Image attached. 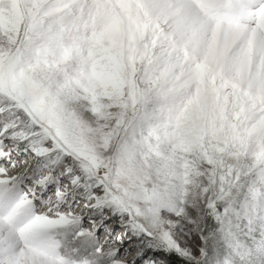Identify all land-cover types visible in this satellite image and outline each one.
Instances as JSON below:
<instances>
[{
    "label": "snow or ice",
    "instance_id": "1",
    "mask_svg": "<svg viewBox=\"0 0 264 264\" xmlns=\"http://www.w3.org/2000/svg\"><path fill=\"white\" fill-rule=\"evenodd\" d=\"M0 264H264V0H0Z\"/></svg>",
    "mask_w": 264,
    "mask_h": 264
},
{
    "label": "rangeland",
    "instance_id": "2",
    "mask_svg": "<svg viewBox=\"0 0 264 264\" xmlns=\"http://www.w3.org/2000/svg\"><path fill=\"white\" fill-rule=\"evenodd\" d=\"M121 231H122V230H121ZM134 254H135V253L133 252V255H134ZM131 258H132L131 256L128 257V259H131Z\"/></svg>",
    "mask_w": 264,
    "mask_h": 264
}]
</instances>
